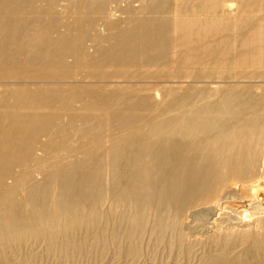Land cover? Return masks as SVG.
Segmentation results:
<instances>
[{"label": "bare ground", "instance_id": "6f19581e", "mask_svg": "<svg viewBox=\"0 0 264 264\" xmlns=\"http://www.w3.org/2000/svg\"><path fill=\"white\" fill-rule=\"evenodd\" d=\"M203 249L264 264V0H0V264Z\"/></svg>", "mask_w": 264, "mask_h": 264}, {"label": "rangeland", "instance_id": "374dc122", "mask_svg": "<svg viewBox=\"0 0 264 264\" xmlns=\"http://www.w3.org/2000/svg\"><path fill=\"white\" fill-rule=\"evenodd\" d=\"M137 2H135V4H136ZM138 4V3H137ZM116 13V15L118 16V17H122V15H123V17H125V14H123V13H121V11H116L115 12ZM122 17V18H123ZM230 220H232V219H227V221L228 222H230ZM223 224H225L224 222H223ZM202 251H204V249L203 250H201V252L200 253H198L197 255H195L196 257H194V259H193V261H192V263H187L186 261H184V262H181L180 260L179 261H177L178 263L180 262L181 264H193L194 262H199L200 260V257H202L204 254H206L205 253V251L202 253ZM165 255H167L168 254V252H163ZM162 252H161V254L160 255H162L161 256V258H166L167 256H165L164 254H163ZM203 254V255H202ZM114 255V254H113ZM113 255H110L109 257V260H108V263L107 264H116V262H118V258L117 257H115V256H113ZM199 255V256H198ZM202 255V256H201ZM111 258H114V260L113 259H111ZM199 258V259H198ZM116 259H117V261H116ZM111 260V261H110ZM195 260V261H194ZM90 261V262H89ZM93 261V262H92ZM88 260V262H80L79 264H88V263H90V264H102L101 262H96L95 263V261L94 260ZM113 261V262H112ZM107 262V261H106ZM106 262H103L104 264H106ZM110 262H112V263H110ZM129 262V261H128ZM127 263V262H126ZM179 263V264H180ZM78 264V263H77ZM127 264H131V263H127ZM173 264H177V263H173Z\"/></svg>", "mask_w": 264, "mask_h": 264}]
</instances>
